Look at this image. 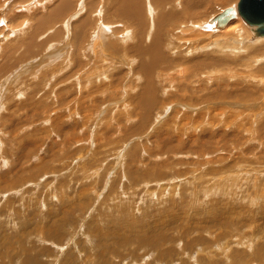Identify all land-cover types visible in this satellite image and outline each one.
<instances>
[{
  "label": "rangeland",
  "instance_id": "374dc122",
  "mask_svg": "<svg viewBox=\"0 0 264 264\" xmlns=\"http://www.w3.org/2000/svg\"><path fill=\"white\" fill-rule=\"evenodd\" d=\"M112 1L0 0V264L31 257L32 264H264V56L255 67L231 60L188 76L175 72L185 69L184 61L156 62L223 57L218 47L219 54L216 47L192 52L217 38L193 44L187 31H177L173 43L170 28L207 22L240 0H202L189 18L178 15L187 0L165 1L176 19L163 32L164 51L151 52L158 56L148 73L155 90L146 96L154 104L145 106L139 101L148 78L139 62L146 60L129 64L127 57L132 45L138 49L134 31L121 48L124 56L111 55L122 27L102 20L108 30L98 32L95 10L103 2L102 17L132 27L110 15ZM154 30L153 22L148 31ZM94 31L103 34L101 59L88 51L85 59ZM198 31L214 37L212 30ZM223 68L230 72L219 73ZM222 91L227 98H213ZM151 94L164 103L168 98L167 105Z\"/></svg>",
  "mask_w": 264,
  "mask_h": 264
},
{
  "label": "bare ground",
  "instance_id": "6f19581e",
  "mask_svg": "<svg viewBox=\"0 0 264 264\" xmlns=\"http://www.w3.org/2000/svg\"><path fill=\"white\" fill-rule=\"evenodd\" d=\"M1 1H3V0H1ZM103 1H105V0H103ZM114 1V0H113ZM112 1V2H113ZM166 0H116L114 3H113V5H114V7H112V6H109L108 8H112L113 9V11L115 12V14H114V12L112 13V14H110V15H116V16H119V18H121V19H125V20H128L129 21V23H130V26H132V27H126L128 24H126L125 25V23H118V24H116V22L114 23V22H112V21H110V19L108 20V19H106V16L105 15H103L104 17H102V13L104 12V6H103V3L101 4V5H99L97 8H96V10H95V12H96V16L98 15L99 16V22L100 23H98V21H97V26H99V29H98V27H97V29H98V32H99V30H102V31H106V30H108L107 28H106V25L104 24V22L103 21H105L106 23H107V25H112V24H114L115 25V28L117 27V26H120V27H122L123 28V30L122 31H124V33L122 34V36H120V37H123V40H119V41H121L119 44H116V49H115V52H113L111 55H113L114 53H117V55H119V52H121V55L124 53V52H122V51H124V49L121 51V48H126V45L127 44H129L128 42H129V40H132V38L130 39V34H131V32H133V34L131 35L132 37H133V41L134 42H136L135 41V39L137 38V45L136 46H138V49H135L134 47H133V45L130 47V49H129V52L130 53H128L127 54V57H128V59H131L130 61H129V64H134L135 62H137V58H139L140 57V59H141V57H142V59H145L146 61H148L149 63L151 62V61H153V65H149L150 67H146V61H143L142 59V61H140L139 62V64H140V70H141V72H145L146 73V76L145 77H149V72H150V74H151V76H152V70L156 67V65L154 64V57L155 56H157V55H155V56H153L152 55V51H153V53H159L160 54V52L161 51H164V50H162V46L163 47H165L163 44H164V40H163V32L165 31L166 32V27H167V25H171V23L170 22H172L173 21V19L175 18L176 19V12H173V11H167V9H166V6L168 7V5H171V4H167L166 2H165ZM174 1V0H173ZM172 1V2H173ZM109 2V1H108ZM201 2H204V1H202V0H187V2H186V5L182 8V11H178V15H180V16H182V14H187L186 15V17H188V15H191L192 16V14L191 13H196V12H194L197 8H199V7H201L200 6V3ZM206 2V1H205ZM88 3H90V2H88ZM100 3V2H99ZM107 3V2H106ZM71 4V6L73 5L72 3H70ZM84 4H85V2H84ZM203 4V3H202ZM69 5V4H68ZM107 5H108V3H107ZM112 5V4H111ZM238 5H239V3L237 4V5H235V6H232V7H228V8H232V11H233V13L235 14V18L233 19V20H231L228 24H226L223 28H219V29H214V25L216 24V21H213V22H210L214 17H212L209 21H207L206 22V20L205 21H203V22H200L199 24H195L196 23V21H197V19H196V21L194 22V21H185L183 24H181V27H179V28H176V29H174L173 27H171L170 28V31H172L171 32V34H170V37H168L170 40H172L173 41V39L176 37L175 36V34L177 33V31H179V33H180V36H182L183 34H185V32L187 33V35L189 36V37H194L193 39H191L190 41H192L193 42V44H195L197 41H196V38H198V39H200V38H204L205 40H206V38H208V39H211V38H217L218 40L217 41H215V42H213L212 44H211V47H210V44H207V43H201V44H195L196 46H193V48H194V51H192L193 53L195 52V53H197V52H199V51H203V50H209V48H212V47H216V50H217V47L220 49V55H221V53L223 54V57H218V58H214L213 56L211 57V54H202V55H198L196 58H194V59H188V58H185V59H183L182 58V56H181V59H176V60H169L168 61V59H166L165 57V55H164V58L165 59H160V60H158V61H156V62H158V64H162V63H173L172 61H175L176 63L177 62H181V61H184V63H185V69L182 71V69L180 68V69H176V73L178 74V73H181V74H183V72L184 73H186L185 75L186 76H188V74L190 75V73H195V71H199V72H202V71H205V70H207L208 68H218L219 66H221V65H230V64H228L231 60H233V61H238V62H240V63H236V67H238V64H241L242 62L244 63V65L245 66H250V67H255L256 66V62H258L259 60H258V58H256V57H260V56H264V36H254V34H253V31H255V30H257L258 28H260L261 26H263V25H256V24H251V23H249L241 14H240V12H239V8H238ZM85 6V5H84ZM156 7H158V8H160V9H162V10H160V13H157V8ZM170 7V6H169ZM168 7V8H169ZM87 8V7H86ZM90 8V7H89ZM91 9H92V7H91ZM106 9V8H105ZM68 10V9H67ZM81 10V9H80ZM83 10V9H82ZM81 10V11H82ZM225 10V9H224ZM223 10V11H224ZM61 11H64V10H61ZM90 11V10H89ZM110 11H112V10H110ZM200 11V10H199ZM59 12H60V10H59ZM86 12H87V10H86ZM85 12V13H86ZM91 12V11H90ZM179 12H180V14H179ZM222 12V11H221ZM220 12V13H221ZM81 13V12H80ZM59 14H61V13H59ZM79 13H77V15H78ZM81 14H84V13H81ZM86 14H88V13H86ZM85 14V15H86ZM89 14H92V13H89ZM88 14V16H83L84 18L85 17H87L88 18V20H89V18H90V15ZM198 15V14H197ZM218 15V14H217ZM72 16H74V15H72ZM2 17H4V15L2 16ZM68 17V16H67ZM115 16H113V18H114ZM72 18V17H71ZM189 18V17H188ZM192 18V17H191ZM2 19V18H1ZM70 19V18H69ZM74 18H72V20H73ZM75 19H77V17L75 18ZM82 20H83V18H81ZM187 19V18H186ZM40 21H39V23L41 24L42 23V20L41 19H39ZM62 21H64V23H65V25H66V22H65V18L64 19H61ZM68 20V19H67ZM82 20H80V21H82ZM103 20V21H102ZM185 20V19H184ZM195 20V19H194ZM203 20V19H202ZM70 21V20H69ZM183 21V20H182ZM198 21H199V19H198ZM27 22V21H26ZM48 22H50V21H48ZM54 22V21H53ZM52 22V23H53ZM61 22V21H60ZM86 22H88V21H86ZM86 22H84V24L86 23ZM89 22H91L90 20H89ZM88 22V23H89ZM153 22H154V28H155V30H154V35H151V31H148L149 30V28H150V26L153 24ZM6 23V22H5ZM55 23H57V21L55 22ZM54 23V24H55ZM64 23H62V24H64ZM82 23V22H81ZM109 23V24H108ZM180 23H182V22H180ZM198 23V22H197ZM245 23L251 28V31L247 28V26L245 25ZM0 24H1V22H0ZM7 24V23H6ZM39 24V25H40ZM1 25H3V24H1ZM0 25V26H1ZM26 25V24H25ZM38 25V26H39ZM87 25V24H86ZM109 25V26H110ZM122 25V26H121ZM125 25V26H124ZM27 26V25H26ZM25 26V27H26ZM60 26V25H59ZM89 26H90V24H89ZM113 26V25H112ZM111 26V27H112ZM173 26V25H172ZM178 26V25H177ZM85 27V26H84ZM114 27V26H113ZM112 27V28H113ZM170 27V26H169ZM119 28V27H118ZM168 28V27H167ZM81 29V28H80ZM120 29V28H119ZM165 29V30H164ZM171 29H174V30H171ZM200 29H204L205 31H210L211 32V30H212V34H213V36L214 37H210L209 38V34H207V33H202V32H200V31H198V30H200ZM209 29H211V30H209ZM1 30V29H0ZM118 30V29H117ZM131 30V31H130ZM22 31V30H21ZM112 32L113 31H115V30H111ZM188 31H190L189 33H188ZM195 31H197V32H195ZM98 32H96V31H94L93 32V35H92V38H91V41H89L90 42V44L89 45H92L89 49L88 48H86V50H85V52H84V57H85V59H86V57H87V59H88V55H87V51H88V53H92V56H93V59H94V57H95V54L97 53L98 54V56L96 57V59H101V56H100V51H98V52H96V50H97V48L99 47V46H97L98 45V43L100 42L99 40V38H98V36L100 37V35L102 34V32H101V34L99 35V33ZM110 32V31H109ZM168 32V31H167ZM218 32H219V34H218ZM237 32H239L240 34H242V36H238L237 35ZM40 33H41V31H40ZM9 35L8 36H10L11 34L10 33H8ZM14 34V33H13ZM112 34H114V33H112ZM116 34V33H115ZM118 34V33H117ZM161 34H162V36H161ZM182 34V35H181ZM215 34H217V35H215ZM6 35V34H5ZM103 35V34H102ZM119 35V34H118ZM167 35V34H166ZM165 35V36H166ZM168 35H169V32H168ZM177 36H178V34H176ZM251 35H253L255 38V40L254 39H251ZM84 36H85V34H84ZM91 36V35H90ZM112 36V35H111ZM128 36H129V38H128ZM211 36V35H210ZM103 37V36H102ZM114 37V36H113ZM116 37V36H115ZM119 37V36H118ZM37 38V37H36ZM84 38V37H83ZM127 38V39H126ZM166 38V37H165ZM178 38V37H177ZM184 38H186V36L184 37ZM3 39L4 40H2V41H5V38L3 37ZM7 39V38H6ZM32 39V38H31ZM176 39V38H175ZM204 39H202V40H204ZM117 40H118V38H117ZM166 40V39H165ZM170 40H167V41H170ZM193 40H195V41H193ZM212 40V39H211ZM215 40V39H214ZM213 40V41H214ZM8 41V40H7ZM166 41V42H167ZM166 42H165V44H166ZM191 42V43H192ZM210 42H212V41H210ZM101 43V42H100ZM114 43V42H113ZM118 43V42H117ZM169 44L171 43V41L170 42H168ZM167 43V44H168ZM173 43H174V41H173ZM209 43V42H208ZM2 44V43H1ZM112 44V43H111ZM3 45V44H2ZM113 45V44H112ZM135 45V44H134ZM175 45V44H174ZM180 45V44H179ZM191 45V44H190ZM171 46V45H170ZM192 46V45H191ZM113 47V46H112ZM190 47V46H189ZM3 48V47H2ZM134 48V49H133ZM177 48V47H176ZM188 48V47H187ZM192 48V47H191ZM109 49H111V48H109ZM118 49V50H117ZM189 49V48H188ZM212 49H214V48H212ZM113 50V49H112ZM154 50H155V52H154ZM181 50V49H180ZM193 50V49H192ZM109 51V50H108ZM157 51V52H156ZM213 51V50H212ZM212 51H210V52H212ZM76 52V51H75ZM104 52V51H103ZM143 52V53H142ZM183 51H180V53L181 54H185V52L186 51H184L183 53H182ZM105 53V52H104ZM163 54H165V52H162ZM168 53V52H167ZM166 53V54H167ZM209 53V52H208ZM215 53V52H214ZM217 53L219 54V51L217 50ZM67 54H69V53H67ZM96 54V55H97ZM106 54V53H105ZM108 54V53H107ZM130 54V55H129ZM178 54H179V52H178ZM79 55H81V54H79ZM103 55V54H102ZM148 55H149V59H147V57H148ZM180 55V54H179ZM214 55V54H213ZM215 55H216V53H215ZM72 56V55H71ZM82 56V55H81ZM106 56V55H105ZM105 56H102L103 57V59H105L106 57ZM123 56H124V54H123ZM122 56V57H123ZM163 56V55H162ZM73 57L75 58V56H72V59H73ZM137 57V58H136ZM158 57V56H157ZM156 57V58H157ZM184 57V56H183ZM188 57V56H187ZM90 58V57H89ZM120 58V57H119ZM153 58V59H152ZM155 58V59H156ZM170 59H171V57H169ZM178 58V57H177ZM78 59H81V58H79V56H78V58L76 57V59H74V60H70V63L71 62H76V61H79ZM159 59V58H158ZM139 60V59H138ZM157 60V59H156ZM262 60V59H261ZM125 60H124V58L120 61V62H124ZM264 61V60H263ZM81 62V61H80ZM155 62V63H156ZM162 62V63H161ZM80 64V63H79ZM106 64V63H105ZM73 65V64H72ZM261 65V64H260ZM77 66V65H76ZM80 66H82L83 67V65H82V63L80 64ZM147 66H148V63H147ZM66 67V66H65ZM74 67H75V64H74ZM78 67V66H77ZM76 67V68H77ZM165 67V66H164ZM179 67V66H178ZM225 67V66H224ZM240 67H242V66H240ZM75 68V69H76ZM150 68H153L152 70H150ZM244 68V67H243ZM242 68V69H243ZM68 69V68H67ZM226 69H228V68H226ZM225 68H223L222 70H220L219 71V73H223V74H225L226 75V73H229L230 71H226V72H224L223 70H226ZM249 69V68H248ZM256 69V68H255ZM81 70V69H80ZM146 70H148V71H146ZM193 70V71H192ZM252 70H253V68H252ZM61 71V70H60ZM65 71H67V70H65ZM136 71H138V69L136 70ZM210 72H212V73H214L215 71H218V70H209ZM233 71V70H232ZM231 71V72H232ZM245 72H247L246 70H244ZM69 72H71V71H69ZM77 72V71H76ZM159 72V71H158ZM163 72V71H162ZM188 72H190V73H188ZM250 72V71H249ZM261 74H262V76H264V68H262L261 69ZM77 73H79V71L77 72ZM76 73V74H77ZM154 73V72H153ZM161 73V72H160ZM211 73V74H212ZM233 73V72H232ZM70 74V73H69ZM162 74V73H161ZM161 74H159V75H161ZM163 74H165V72L163 73ZM258 74V73H257ZM66 75H67V73H66ZM73 75V74H72ZM167 75V74H166ZM232 75V74H231ZM250 75V74H249ZM253 75V74H252ZM60 76V74H57L56 76H54V77H58V79H63L64 77L62 76V77H59ZM135 76H140V75H135ZM254 76V75H253ZM258 76V75H257ZM67 77V76H66ZM157 78H159L158 76H156ZM161 77V76H160ZM68 78V77H67ZM104 78H105V76H104ZM143 78V77H142ZM218 78V77H217ZM258 78V77H257ZM57 79V80H58ZM65 79V78H64ZM63 79V80H64ZM160 79V78H159ZM184 79V78H183ZM215 79V78H214ZM221 79V78H220ZM232 79V78H231ZM238 79V78H237ZM62 80V81H63ZM112 81H114V80H112ZM157 82V81H156ZM60 83L61 82H58L56 85H60ZM77 84H79V82L77 83ZM115 84V83H114ZM62 85V84H61ZM113 85V83L111 84V86ZM117 85V84H116ZM147 87H145L144 89H143V91H142V95H144V98H142V100L140 99V105H153V104H151L150 103V100H148V98L149 97H147L146 96V91L147 92H149V90L150 91H153V90H155V87H154V81L152 80V78L150 79V78H148V81H146V84H145ZM64 86V85H63ZM62 86V87H63ZM80 86V85H79ZM115 86V85H114ZM113 86V87H114ZM227 86V85H226ZM57 87V86H56ZM123 86H121L119 89H121ZM55 88V87H54ZM80 88V87H79ZM118 89V90H119ZM117 90V89H116ZM128 90V87L126 88V91ZM123 91H125V87H124V89H123ZM129 91V90H128ZM156 92V91H155ZM166 92V91H165ZM92 94V93H91ZM148 95H150V92L148 93ZM248 95V94H247ZM227 96H228V93L225 91V92H219V93H217L216 95H215V97L213 96V98H218V99H225V98H227ZM230 96V95H229ZM243 96H245L246 97V95L244 94ZM249 96V95H248ZM91 97V96H90ZM152 97V98H151ZM151 97H150V99L152 100V101H154L155 103H158L159 101V105L160 106H166L167 105V100H168V98L167 99H165V103L164 102H161V101H163V100H158L157 99V97L154 95V94H151ZM240 97V96H239ZM242 97V96H241ZM244 98V97H243ZM249 97H246V99H248ZM147 99V100H146ZM207 99H208V97H207ZM210 99V98H209ZM238 99H240V98H238ZM144 100H146V102H147V104H145V101ZM245 100V99H244ZM132 105V104H131ZM134 105H136V104H134ZM130 107V106H129ZM128 107V108H129ZM78 108V107H77ZM124 108V107H123ZM59 111V110H58ZM75 114V113H74ZM128 117V116H127ZM230 118H231V115L229 116V118L228 119H226L224 122L225 123H229V121H230ZM56 120V119H55ZM233 120V119H232ZM130 121V120H129ZM216 123V122H215ZM224 123V124H225ZM232 124V123H231ZM179 125V124H178ZM196 125V124H195ZM194 125V126H195ZM227 125V124H226ZM58 126V125H57ZM181 127H179V126H177L178 127V132L181 134V136L182 135H184V133H182V131L184 130V128L182 127V125H180ZM193 126V128L194 129H196V126L194 127ZM213 125L211 124L210 125V127H212ZM215 126V125H214ZM220 126V125H219ZM222 126H223V124H222ZM225 126V125H224ZM228 126V125H227ZM206 127V126H205ZM175 129V128H174ZM193 129V130H194ZM208 129V128H207ZM217 129V128H216ZM225 129H227L226 127L224 128V130ZM197 130V129H196ZM224 130H223V132H224ZM202 131V130H201ZM208 131V130H207ZM186 132L188 133L189 132V130H186ZM186 132H185V134H186ZM196 132V131H195ZM193 134V133H192ZM195 134V133H194ZM194 134H193V136H194ZM234 135V134H233ZM235 136V135H234ZM198 137V136H197ZM226 137V136H225ZM180 139H181V137H179ZM190 140V139H189ZM202 140V139H201ZM78 142H79V140H78ZM235 142V141H234ZM221 143V142H220ZM195 146H196V144H195ZM206 146V145H205ZM1 147V146H0ZM221 147V146H220ZM211 148H213V147H211ZM226 148V147H225ZM220 149V148H219ZM218 151V150H217ZM220 151V150H219ZM218 151V152H219ZM223 151V150H222ZM200 152V151H199ZM211 153V152H210ZM214 153V152H213ZM204 154H206V153H204ZM203 154V155H204ZM201 155V154H200ZM9 156V155H8ZM195 156V155H194ZM207 156H209V155H207ZM220 156V155H219ZM197 157H199V156H197ZM196 157V158H197ZM203 157V156H202ZM6 159V158H5ZM203 159V158H202ZM206 159V158H205ZM220 160V159H219ZM3 162V161H2ZM4 162H5V160H4ZM7 162H8V160H6V165H7ZM181 162V161H180ZM186 163V162H185ZM193 163V162H192ZM235 164V163H234ZM178 165H180V164H177V166ZM214 165V164H213ZM196 166H198V165H196ZM196 166H195V170H196ZM190 167H192V166H190ZM193 170V169H192ZM227 171V170H226ZM180 172V171H179ZM186 172V171H185ZM163 173H165V172H163ZM223 173V172H222ZM177 174H178V172H177ZM180 174H181V172H180ZM179 175V174H178ZM160 177H163L164 175H159ZM159 176H157L156 178H158V179H160V180H162V178H160ZM220 176V175H219ZM261 178V177H260ZM157 179V180H158ZM159 180V181H160ZM217 180V179H216ZM219 181H220V179H218ZM150 180H148L147 182H149ZM225 181V180H224ZM147 182H146V184H144V185H147ZM256 182V181H255ZM150 183V182H149ZM215 183V182H214ZM264 183V182H263ZM216 184V187L218 186L217 185V183H215ZM228 184V183H227ZM226 184V185H227ZM224 185V184H223ZM229 185V184H228ZM213 187H214V185H213ZM215 187V188H216ZM209 188H210V186H209ZM206 189H208V188H206ZM213 189L214 188H212V191H213ZM217 189V188H216ZM221 189L222 188H220V191H221ZM224 189V188H223ZM222 189V190H223ZM261 189V188H260ZM225 190V189H224ZM199 192V191H198ZM201 192V191H200ZM199 192V193H200ZM208 193L210 192V193H212L211 192V190L210 191H207ZM214 192V191H213ZM216 192H217V190H216ZM185 194V193H184ZM229 194V193H228ZM231 195V194H230ZM245 196V195H244ZM127 214V213H126ZM125 214V215H126ZM126 219H128V218H126ZM125 220V219H124ZM123 220V221H124ZM130 219H128V221H129ZM127 221V220H126ZM126 223H128V222H126ZM203 232L204 231H207V229H204V230H202ZM208 232V231H207ZM43 237V236H42ZM47 237V236H46ZM213 237V236H212ZM48 239L50 238V240H48L49 242L51 241V239H53V240H55V241H58V240H56V239H54L52 236H50L49 235V237H47ZM41 239V238H40ZM39 239V240H40ZM44 240H46L45 238H43ZM42 239V241H43V243L45 244V241ZM40 242V241H39ZM59 242V241H58ZM92 242V241H91ZM90 242V243H91ZM198 243V242H197ZM51 244V243H50ZM120 245H125V244H120ZM203 245H206V244H203ZM214 245V244H213ZM192 246V245H191ZM190 246V247H191ZM189 247V248H190ZM205 247V246H204ZM212 247V246H211ZM121 248V247H120ZM206 248V247H205ZM219 248V247H218ZM259 248V247H258ZM209 249V248H208ZM260 250H261V248H259ZM46 250H50V248H48V249H46ZM164 249L162 248L158 253L161 255L162 254V256H164V251H163ZM264 250V248L262 249V251ZM188 251V250H187ZM221 251V250H220ZM29 252V251H28ZM133 252V251H132ZM164 252V253H163ZM185 252V251H184ZM205 252V251H204ZM203 252V253H204ZM223 252H224V254H226V253H228V252H226L225 253V251L223 250ZM232 252V251H231ZM135 253V252H134ZM188 253H189V257H191L192 255H193V253H192V250L191 251H188ZM29 254H30V252H29ZM210 253H208L207 255H209ZM223 254V253H222ZM247 254V253H246ZM258 254V253H257ZM171 255V254H170ZM238 255H240V254H238ZM45 256V255H44ZM214 255H212V257H213ZM226 256V255H225ZM255 256V255H254ZM43 257V256H42ZM144 257H146V256H144ZM143 257V258H144ZM209 257V256H208ZM233 257V256H232ZM249 257V256H248ZM28 258V257H27ZM32 259H30L29 258V260H23L22 259V262L24 263V264H32L33 263V261H34V259L35 258H33V257H31ZM161 258H163V257H161ZM193 258V257H192ZM200 258L201 257H199V259H197V258H195V260H200ZM231 258V257H230ZM257 258V257H256ZM37 259L38 258H36V261H37ZM221 259H223V258H221ZM244 259H245V257H244ZM19 260H20V258H19ZM39 260V259H38ZM211 260V259H210ZM21 261V260H20ZM40 261V260H39ZM38 261V262H39ZM218 261V260H217ZM222 261H224V260H222ZM246 261H247V259H246ZM205 262H207V261H205ZM195 263V262H194ZM201 263V262H200ZM213 263V262H212ZM218 264V263H217ZM220 264V263H219Z\"/></svg>",
  "mask_w": 264,
  "mask_h": 264
},
{
  "label": "water",
  "instance_id": "95a60500",
  "mask_svg": "<svg viewBox=\"0 0 264 264\" xmlns=\"http://www.w3.org/2000/svg\"><path fill=\"white\" fill-rule=\"evenodd\" d=\"M240 14L251 24L263 25L253 31L255 36H264V0H240ZM235 18L232 8H227L216 15L210 22L216 21L214 29L223 28Z\"/></svg>",
  "mask_w": 264,
  "mask_h": 264
}]
</instances>
